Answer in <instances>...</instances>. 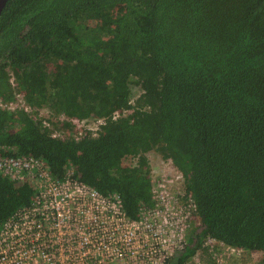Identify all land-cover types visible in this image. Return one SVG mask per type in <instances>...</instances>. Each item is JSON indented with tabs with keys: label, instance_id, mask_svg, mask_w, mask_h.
Returning <instances> with one entry per match:
<instances>
[{
	"label": "trees",
	"instance_id": "16d2710c",
	"mask_svg": "<svg viewBox=\"0 0 264 264\" xmlns=\"http://www.w3.org/2000/svg\"><path fill=\"white\" fill-rule=\"evenodd\" d=\"M13 87L54 115L106 120L94 135L58 137L0 109L2 152L41 157L54 178L71 165L135 217L151 202L153 150L195 203L176 264L205 234L264 251V0H6L0 96ZM30 197L26 181L0 175V222Z\"/></svg>",
	"mask_w": 264,
	"mask_h": 264
},
{
	"label": "built area",
	"instance_id": "2783aa9c",
	"mask_svg": "<svg viewBox=\"0 0 264 264\" xmlns=\"http://www.w3.org/2000/svg\"><path fill=\"white\" fill-rule=\"evenodd\" d=\"M9 80L12 83L11 76ZM0 109L27 112L58 137L68 127L75 138L94 135L106 120L105 116L54 115L46 106L30 105L15 87L9 98L0 96ZM128 110H113L110 118ZM64 120L69 125L64 126ZM2 149L4 145L0 175L26 181L31 197L0 222V264H164L185 247L195 203L170 159L160 157L157 167L149 166L151 202H141L136 216L130 217L117 191H100L75 176L71 165L54 178L41 157L7 154ZM179 264H264V251H247L205 234Z\"/></svg>",
	"mask_w": 264,
	"mask_h": 264
},
{
	"label": "rangeland",
	"instance_id": "374dc122",
	"mask_svg": "<svg viewBox=\"0 0 264 264\" xmlns=\"http://www.w3.org/2000/svg\"><path fill=\"white\" fill-rule=\"evenodd\" d=\"M7 74H9V72ZM137 92H138V87L137 86H132L131 87V95H136ZM64 129H65L64 131L67 130L66 128H64ZM147 157H148L149 165L151 167H157L158 164H160V162H161V158H160L159 154L156 153L153 150H149L147 152ZM132 161H133V159L130 158V157H128V156H126L125 158H123V162H132Z\"/></svg>",
	"mask_w": 264,
	"mask_h": 264
},
{
	"label": "water",
	"instance_id": "95a60500",
	"mask_svg": "<svg viewBox=\"0 0 264 264\" xmlns=\"http://www.w3.org/2000/svg\"><path fill=\"white\" fill-rule=\"evenodd\" d=\"M5 1H6V0H0V11H1V8L3 7ZM194 242H195V239L193 238L192 241H191V243H190V245H193ZM182 250H183V248H180V249H177V250L174 252V254H173V256H172V259H171V261H170L169 264H176V257H177V255H178Z\"/></svg>",
	"mask_w": 264,
	"mask_h": 264
}]
</instances>
